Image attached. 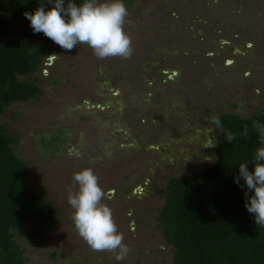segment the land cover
<instances>
[{"label": "rangeland", "instance_id": "obj_1", "mask_svg": "<svg viewBox=\"0 0 264 264\" xmlns=\"http://www.w3.org/2000/svg\"><path fill=\"white\" fill-rule=\"evenodd\" d=\"M133 55L98 59L86 44L49 53L31 80L42 93L0 117L15 153L57 211L50 244L16 233L27 264H174L161 214L173 177L218 160L209 119L264 108V0H124ZM12 36L42 42L18 17ZM91 167L129 252H97L80 237L68 194ZM25 227L24 229H26Z\"/></svg>", "mask_w": 264, "mask_h": 264}, {"label": "trees", "instance_id": "obj_2", "mask_svg": "<svg viewBox=\"0 0 264 264\" xmlns=\"http://www.w3.org/2000/svg\"><path fill=\"white\" fill-rule=\"evenodd\" d=\"M39 2L0 0V117L11 105L42 93L30 78L49 53H59L58 45L45 36L42 42L27 34L12 36L14 20L34 11ZM217 116L221 120L217 162L199 174L169 182L161 221L175 248L174 264H264V226L255 224L245 207L246 189L234 182L238 164L250 159L259 146L253 122H264V108L250 117ZM245 128L247 136L242 134ZM226 130L235 133L236 140L228 143ZM21 145L0 124V264H27L16 233L35 247H47L48 231L57 222V211L33 187L28 164L15 153L13 146Z\"/></svg>", "mask_w": 264, "mask_h": 264}, {"label": "clouds", "instance_id": "obj_3", "mask_svg": "<svg viewBox=\"0 0 264 264\" xmlns=\"http://www.w3.org/2000/svg\"><path fill=\"white\" fill-rule=\"evenodd\" d=\"M128 15L124 0H40L34 11L24 13L34 35L43 33L67 52L86 44L98 59H128L133 55L131 37L125 30ZM209 121L217 128L221 125L217 115ZM253 128L258 133L259 146L250 159L238 164L239 174L234 182L246 189L245 207L255 224L264 226V122H253ZM242 134L247 136V128ZM236 138L232 131L224 132L228 143ZM72 179L78 189L69 191L68 203L74 209L72 219L78 234L92 250L118 249L117 259H123L129 248L123 243L111 208L103 203L106 193L95 170L81 168L73 173Z\"/></svg>", "mask_w": 264, "mask_h": 264}]
</instances>
